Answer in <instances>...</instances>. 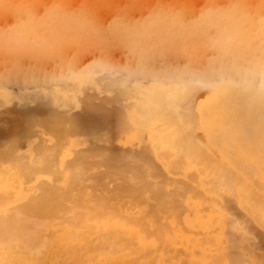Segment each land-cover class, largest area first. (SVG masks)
I'll return each mask as SVG.
<instances>
[{
    "label": "bare ground",
    "instance_id": "bare-ground-1",
    "mask_svg": "<svg viewBox=\"0 0 264 264\" xmlns=\"http://www.w3.org/2000/svg\"><path fill=\"white\" fill-rule=\"evenodd\" d=\"M123 1L129 2V0H0V126L2 125L0 141L3 139L7 143V147L4 145L6 150L2 153L5 159H0V264H264L262 258L253 255L255 236L248 228L249 224L253 223V226L258 225L264 231V0H197L201 3L192 0L195 3L193 6L203 3L202 6L197 4L195 9L189 5L192 4L191 0L189 2L188 0H142L140 3L144 2V4L141 8L146 10V15L154 19L149 26L146 24L147 21L133 22L125 26L118 19L113 20L112 16L108 17L112 18V21L106 18L109 21L107 24L101 19H96V16L107 14L115 4L124 3ZM164 1H169L165 2L169 5H165ZM173 1H177V4L170 3ZM129 5H123L120 11L117 10V15L123 14ZM67 44L77 47L80 53L93 52L95 55L91 64L84 66L82 70L76 68L74 61L79 55L76 53L68 64L59 62V55ZM115 44H129L131 48L138 50L141 58L151 61L152 69L146 72L153 79L148 87H142L144 91L139 89L141 90L139 93H142L146 100L142 95L140 98L136 96L144 100L145 107H141L150 112L148 114L150 118L153 119L151 113L156 108V113L164 115L159 120L169 123L168 127L166 124H163L165 126L160 124L161 127L169 130L167 134L169 137L165 136L171 141L165 142L166 151L163 149L159 152L157 151L159 145L156 146L155 143L159 156L164 151L170 153L167 143L172 146L171 148L174 146L181 149L189 145L186 147L187 151L184 150L178 158L192 159L194 156L192 160L195 162V159L201 156V169L195 167L199 174L195 171L194 179L191 177V181L189 180L191 183L188 181L192 187L197 183L196 187L201 190L197 195L193 194L194 190L190 189L187 181L182 183L179 181L177 184L174 182L175 177L166 178L167 175L166 173L164 175L162 168H160L162 172L156 168L165 176L163 179L164 176L161 175V180L160 174L159 179H156L154 174L152 176L156 178L151 179V174L148 178L146 174L138 173L137 171L141 173L146 171L143 169L144 166L141 169L138 167L134 169L131 166L134 173L123 174L118 166L116 167V163L119 165L122 156L123 162L120 163L124 164L123 169L127 170L124 159L131 152V148L125 149L127 152L120 151V148L118 153L116 148L115 154L110 148L107 152L101 151L104 157L110 152L113 155L109 154V158H102L99 161L96 159L95 162L99 164L88 162L90 161L88 157L91 155L89 156V152L88 156L82 152L86 146L83 149L79 148L82 149V153L80 151L78 153L76 150L78 148H74L75 151L72 149L71 153L78 154L72 153L71 157H68L71 149L69 150L67 143L64 145L62 140L66 141L65 135L69 130H77L75 132H79L80 135L82 129H88L93 136L92 142L95 143L94 137L100 130L101 124L107 126L110 123L114 129L115 125L112 124L122 122L120 120L122 117L118 119L116 116L118 109L122 108L120 102H114L112 99L122 98L124 92H120V96L115 97L103 95L105 89L114 90L112 86H116L112 77L115 73L111 66L113 64L109 62L110 57L106 53L111 49L110 46ZM181 49L187 50L188 56L194 57L197 64L182 69L171 64L170 60L176 54L182 55ZM206 50L212 52V57L203 60V64L200 60ZM41 61L49 64L39 67L38 63ZM95 68L106 70V74L102 75L103 78L101 76L97 80L94 77ZM105 77L107 82L104 81ZM59 80L61 84L59 83L58 86ZM64 81L66 84L72 83L73 92L78 93L81 89L87 91L92 88V92L85 91V95H80L82 99L84 98L82 104L79 102L81 98L78 99L79 105H82V112L78 116L73 115L74 118L70 115L72 119L60 115L47 120V117L51 116H47L48 113H45L47 117L44 114L40 116L41 118L34 117L38 113L37 109H34L37 113L29 112L25 105H21L23 108L25 106V109L20 106L22 109L18 108L21 110L10 114L6 106L5 111L4 108L2 109L4 106L1 105L11 103L14 97L6 87L9 82L18 83L24 89L31 86L36 90L34 95L43 91L36 97L46 93L44 96H48L43 98H49L48 104L52 102L51 106H53V103L59 102L57 105L60 106L65 99L64 92L71 89L69 87L66 90L68 86L63 85ZM45 84H50L51 88L48 86L50 90ZM125 84L130 85L126 82ZM125 84L123 83L122 86ZM62 85L67 86L63 87L66 91L63 90ZM86 85L87 88L83 89ZM57 86H61L62 90ZM132 86H129L131 90ZM42 87L43 89L47 87L49 91H44ZM199 87L201 89L208 87L209 91L204 99L194 102L193 92ZM37 90L41 91L38 93ZM137 91L138 89L135 92L130 91L132 93L129 95L134 96ZM22 92L20 90V94ZM30 92L25 93L27 96L30 94L34 96L33 92ZM40 97L37 99L43 101ZM60 97L64 99L60 100ZM107 98L112 102L109 108ZM22 100L26 101V98L23 97ZM66 100L62 105L64 102L67 103ZM132 102L130 107L133 105L135 110L139 109L140 104L137 103V106ZM47 103L46 106H50ZM18 108L15 107L16 110ZM183 108L189 109L193 115V108L198 111L197 124L202 134L181 138L179 127L186 128L183 126L188 122H184V119L182 121ZM138 111L137 113H140ZM59 112L57 110L56 113ZM143 119L141 121H146ZM125 121L124 124L127 123ZM35 122L38 125L42 122V127L47 124L52 128L57 147L50 145L43 157L40 152L41 157L32 156L29 150L30 157H26L25 162L20 159L26 154L21 152V155L19 151L18 154L21 156L17 154L16 157V151L12 147L20 134L25 135L29 132L31 134V131H35L36 128L31 130ZM138 124H135L137 127L134 126L135 129L142 131L138 128ZM134 127L128 128L127 131L130 129L133 132ZM48 129L50 132L51 129ZM165 129H161L162 132ZM123 131L124 129L122 133L113 131L115 133L113 135H122ZM153 131V134H156L157 129ZM75 132L70 131L71 134ZM70 133L66 139L72 136L69 135ZM83 133L84 131L81 135ZM84 134L88 135L86 131ZM153 134H149L150 138L155 137ZM35 136H38L36 132ZM40 136L37 138L39 139ZM143 136L145 137V132ZM165 136L162 135L163 138ZM33 139L32 137V141ZM84 139L83 141L87 137ZM57 141L62 142L61 145ZM83 141L82 144L85 145ZM19 143L21 146L22 143L20 141ZM96 143L93 145L97 149L96 152L98 147L105 148L103 144L99 143L98 146ZM45 148L47 147L43 150ZM86 149L90 150V145ZM198 149L204 153L200 150L198 152ZM123 151L126 153L124 159ZM209 151L213 153L212 157L207 154ZM184 152L187 155L185 157ZM132 156L128 155L131 161L128 157L127 159L130 162L133 160V163L135 157H139L136 160L143 158L139 155ZM166 156L165 158L169 157ZM52 157L57 158L56 161L52 160ZM10 158L14 162L19 161L17 164L21 162L22 169L19 166V169L11 172L12 166L4 164ZM176 159L162 163L169 169L177 171L181 169L180 173H183L185 167L182 166V162L185 160ZM139 160L136 161L139 165L143 161L144 164L149 162L145 157L143 161ZM217 160H223L231 167H236L241 174H233L231 169L229 170L231 173L226 171ZM244 160L255 162L256 172L252 169L253 173H249L252 164L246 162L247 164L241 165ZM155 164L158 165V163H147L145 167L151 169L149 166ZM101 165L106 169L100 170ZM16 170L18 172L21 170L24 179L20 178L21 174L18 175ZM151 170L149 173L153 171ZM194 170L189 171L193 173ZM168 172L174 173L172 170ZM190 172H185L184 177H187L188 173L190 175ZM109 182L113 183L109 184ZM188 186L192 192L188 190ZM142 197L153 200V203L149 201L150 205H144L135 200L134 206L120 204L121 202L125 204V199L122 198H129L132 201ZM234 210L242 211L235 213ZM160 214H164V217L161 216L164 219L162 222L158 221ZM253 226L251 225L250 229Z\"/></svg>",
    "mask_w": 264,
    "mask_h": 264
},
{
    "label": "rangeland",
    "instance_id": "rangeland-1",
    "mask_svg": "<svg viewBox=\"0 0 264 264\" xmlns=\"http://www.w3.org/2000/svg\"><path fill=\"white\" fill-rule=\"evenodd\" d=\"M142 0H129V2L127 1V2H124V3H121V2H119V3H117V4H115L114 6H113V8H111L109 11H108V13L107 14H103L102 16H101V14H99V16H96V19H98V20H103V22L104 23H108L109 21L106 19V18H108L109 16H112L113 17V20L114 19H118L119 21H121L122 23H124L125 24V26H127L129 23H133V22H140V21H144V22H146V24H147V26H149V25H151V21L152 20H154L153 19V17H151L150 15H146V10H144V9H142L141 8V6L144 4V2L143 3H140ZM195 1V0H194ZM165 2H169V1H164V4H165ZM188 2H189V0H188ZM190 2H192V4L190 3L189 5L191 6V8H193V9H195L194 7H196L197 6V4L198 3H201V2H198L197 0L195 1V3L196 2H198L195 6H193L195 3L191 0ZM140 3V4H139ZM162 3V2H161ZM170 3H172L173 5H175V4H177V1H173V2H170ZM130 4V5H129ZM163 4V3H162ZM163 4V5H164ZM120 5H121V7H120ZM123 5H125V6H127V5H129V7L127 8L126 7V13L124 12L123 14H120V15H117V10H119V9H121V8H123ZM136 5V6H135ZM139 5V6H138ZM165 5H169V4H165ZM199 6H202L203 5V3L202 4H198ZM118 7H120V8H118ZM135 7H137V8H135ZM114 8H116V9H114ZM135 10H134V9ZM140 8V9H139ZM137 10H138V13H137ZM120 11V10H119ZM118 11V12H119ZM115 14H116V17H115ZM130 14V15H129ZM107 15V17H105ZM120 18V19H119ZM110 21H112V18L110 19V18H108ZM114 45V44H113ZM118 45V46H117ZM109 46V45H108ZM107 46V47H108ZM125 46V47H124ZM73 45H69L68 46V44H67V46H65V49L63 48V50H62V52H61V54L59 55L60 57H59V62H61V63H63V64H65V63H69L70 61H72L73 59H74V57H75V53H76V55L77 54H79V55H77V58L75 59V63H74V66L76 67V68H78L79 70H82L81 68H83L84 66H88V64L90 65L91 63V60L93 59V57H94V53L93 52H79V50H77L78 48L76 47H74ZM116 47H117V49H116ZM130 49H129V48ZM110 48L111 49H108L107 50V55H109V62L110 63H112L113 65H111L112 66V70L115 72V73H113L112 74V77L114 78V82H116L114 85H116L117 87H119V88H116V86H112V88H114V90L112 89V90H106L105 89V91H104V93H103V95H109L108 97H115V96H120L119 95V93L120 92H124L123 93V95H122V98H123V96L124 97H126V98H114V99H112V101H114V102H120V105H121V107L122 108H124V107H126V108H124V115H122L123 114V110H122V108H119L118 109V111H117V113H116V116L118 117V119L119 118H121L120 120H122V122H118L117 124L115 123V124H112V126H114V129L110 126L111 124L109 123L107 126H106V124H101L100 125V127L101 128H99L100 130L99 131H97L98 130V127H99V125L97 126V128H96V136L94 137V139H95V143L98 145V146H100L99 145V143L100 144H103V146H105V148L103 147L102 149H101V147H98V151L96 152V148H94V144L95 143H93L92 142V137L93 136H91L92 135V133L90 132V131H88V129H82V132L84 131V133H85V131H86V133H88V135H86V134H82L81 135V133H80V135H79V132H75V131H77V130H74V129H72V130H69L68 131V133H70V131H71V133H72V131H73V133L75 132V134H76V136H74L75 134H69V135H72V136H70V137H68L69 139H66L67 138V135H68V133H66V135H65V140L66 141H64V139L62 140L63 141V144L64 145H66L65 143H67V145H68V148H69V150H70V154L68 155V157H71L70 155L73 153H71V151H72V149H73V151H75L74 150V148L76 149V148H84L85 146H86V148H87V146L88 145H90V150H88V149H83L84 151H82V149L80 150H78V149H76L77 151H78V153H79V151H80V153H82V152H84L87 156H88V152H89V156L90 157H88V160H90V161H88V162H94L95 164H99V162L98 163H96L95 161H96V159L99 161L100 159H102V158H105L106 159V157H108L109 158V154L111 155H113V153L115 152V149L116 148H118L117 150H116V152L118 153V150L120 149V151L121 150H124L125 152H127L125 149H132L131 150V152L129 153V154H127V156H126V159H124L125 158V155H126V153L124 152H122V154L124 155V157H123V159H124V162L126 163V168H128V169H130L129 171H128V169L126 170H124L123 168H125V167H123L124 166V164H122L121 165V163L123 162L122 161V156L120 157L121 158V160H120V162H119V165H117L118 163H116V167L118 166V169H120L121 171H122V173L123 174H125V175H130V174H132V173H134V170H131V166H133V168L135 169L136 167H138V169H141L143 166V169L144 170H146V171H144L143 169V171L144 172H139V171H137L138 173H140L141 175H145L146 177H148V178H150V176L152 177L151 179H155L156 177V179H159L158 178V176H159V174H160V172H158V170H156V168L157 169H159L160 170V168H162L161 170L163 171V173H164V175H165V173H166V178H168V176H172V177H175L176 179H175V181L174 182H176L177 184H179V181H180V183H182L183 181H187L186 183H188V185L191 187H189L188 186V190H194V192H193V194L194 195H197L198 193H199V191H201V190H199V188H197L196 187V185H197V183H194V182H192V183H194L193 184V187H192V184H189V182L191 181V179L193 178L194 179V177L193 176H195L196 175V172H197V174H199L198 173V171L196 170V168H198V169H201V166H200V164H202L201 162H202V158H201V156L199 157V159L201 158V160H199L198 159V157L195 159V162L192 160L193 158H194V156H193V158L192 159H190V158H178L179 157V154H181V153H183V151L185 150V152L187 151L186 150V147L187 146H189L186 142V144H187V146L184 148V149H181V148H179V147H174L173 146V148H171L172 146L171 145H169V143H167L166 145L168 146V151L170 152L169 154H167V152H165L166 150L164 149L165 148V142H170L171 141V139L169 138V139H167L169 136H167V134H169L168 133V131L169 130H167V129H165L163 126H165V125H163V124H166V127H168V124L169 123H167L165 120H162V119H160L159 120V118H163V116L164 115H162L161 113L160 114H158V113H156V108L154 109V111H153V113H151L152 114V117H153V119L152 118H150V115H148L149 113H148V111H146V110H143L142 109V107L144 106V103H143V99H145L146 100V97H144L143 96V94L142 93H139L141 90H145V89H142V87L143 88H145L144 86H146V87H148V85H150V83H151V81H152V79H153V77L152 76H150L149 75V73L148 72H146L148 69H152V68H150V67H152V65H151V61H149V60H146L145 58H141V56L139 55V52H138V50L136 51V49L135 48H131L130 47V45L129 44H115V46H110ZM107 49V48H106ZM113 49V50H112ZM182 50V49H181ZM77 51V52H76ZM124 51V52H123ZM134 51V52H133ZM184 51V52H183ZM193 52V51H192ZM209 52V53H208ZM182 55H179V54H176V56H174V58L172 59V60H170L171 61V64H174L175 66H177V67H179V68H183V67H187V68H190V67H193V65L195 64H197V61H195V58L194 57H191V56H188L189 54H188V51L187 50H182ZM73 54H74V56H73ZM93 54V55H92ZM81 55V56H80ZM179 55V56H178ZM73 56V57H72ZM80 56V57H79ZM115 56V57H114ZM136 56V57H135ZM209 56V57H208ZM176 57H177V59H176ZM211 57H212V52L210 51V50H206V52L204 51V53H203V56H202V58H201V63H203L204 64V62H203V60H209V59H211ZM86 58V59H85ZM194 58V59H193ZM72 59V60H71ZM113 59V60H112ZM192 59V60H191ZM66 61V62H65ZM114 62V63H113ZM188 62V63H187ZM199 62V61H198ZM42 64H44V65H42ZM45 64L46 65H48L49 63L48 62H46V61H41V62H39L38 63V66L39 67H43V66H45ZM120 65V66H119ZM127 65H128V67H127ZM173 65V66H174ZM115 66V67H114ZM133 67V68H132ZM114 68H116V69H114ZM96 69L97 68H95L94 70H93V74H94V77H96L97 78V80L99 79V78H101V76L104 74H106V70H98L97 69V71H96ZM120 69V70H119ZM84 71H85V69H83ZM116 70V71H115ZM118 70V71H117ZM131 70V71H130ZM134 70V71H133ZM125 71H126V73H125ZM86 72H87V70H86ZM105 72V73H104ZM131 72V73H130ZM133 73V74H132ZM197 75V74H196ZM104 76H102V78H103ZM104 81L105 82H107V77H105V79H104ZM134 81H135V83L137 84V82H138V84L136 85L135 83H134ZM149 81V82H148ZM57 82V81H56ZM68 82V81H67ZM125 82L126 83H129L130 85H126L125 84ZM130 82H132V83H130ZM58 83V86H59V83L61 84V82H60V80L57 82ZM125 84V85H123L122 86V84ZM64 84H66V82L64 81V83H63V85ZM69 84H70V82H68V84H66L65 86L67 87H64L63 85H62V88L64 87V88H66V90L67 89H69V87L71 88V89H69L67 92H64L65 93V96H64V98L65 99H67L66 101H67V103L65 104V102H64V105H62L63 103V101L65 100L64 98V100L60 97V100L62 99L63 101L60 103V106L59 105H57L58 103H53V106H51V104H52V102L50 103V104H48L47 102H50L49 101V98H43V96L46 94V93H44L43 94V96H41L42 98H43V101L42 100H38L39 99V97L40 96H38V97H36L37 95H39L40 93L42 94L43 93V91H39V90H37L38 91V93L39 94H37V95H34L35 94V89L34 88H31V86L30 87H28V88H26V89H24L20 84H18V83H15V82H9V83H7V85H6V87L9 89L8 90V92H12L11 94L14 96L13 97V99H12V101H11V103H6V104H2L1 106H4V107H2V109H3V111H5L7 108H8V114H10V112L12 113V112H17V111H19V110H21L22 108H23V106H21V105H25L26 106V109H28V111L29 112H36V111H38V113L37 114H35V116L34 117H38V118H41L40 116H43V114L45 115V113H48V114H46L47 116H49V115H51V116H49V117H47L46 115V117H47V120H50V119H52V118H54V117H58V116H60V115H62L61 117H66V119L68 118V119H70L71 118V116L73 117V115H76L77 114V116L79 115V114H81V109H82V105L80 106L79 105V102L82 104V100L84 99H82L81 98V96H82V94L83 95H85L86 94V92L87 93H89V92H92V88L90 87H88L89 89H87V91L86 90H80V92H73L74 91V87H73V85H72V83L70 84V86H69ZM144 84V85H143ZM46 85V84H45ZM44 85V86H45ZM119 85V86H118ZM131 85H133L132 86V90H131V87L129 88V86H131ZM135 85L137 86V87H135ZM43 86V87H44ZM47 87L49 86L50 88H51V86H50V84L48 85H46ZM57 86V87H58ZM87 86L88 85H86V86H82L83 87V89H86L87 88ZM90 86V85H89ZM20 87H22V89L20 88ZM43 87H42V89H43ZM47 87L46 88H44L43 90L44 91H49L50 89H49V87H48V89H47ZM61 87V86H60ZM60 87H58L59 89H61L62 90V88H60ZM86 87V88H85ZM139 87H141V88H139ZM63 88V90H65ZM126 88V89H125ZM200 88V87H199ZM199 88H196V90H194V92H196L197 94H195L194 92H193V99H192V101H194V102H196V101H198V100H201V99H204V96H206L207 94H208V91H209V88L208 87H205V89H204V87H202V89L200 90ZM16 89H18L17 91H16ZM46 89V90H45ZM73 89V91H71ZM130 89V90H129ZM133 89H135V90H137L138 89V91H137V93L132 97V96H130L129 94H131L132 92H135V90L133 91ZM139 89H141L140 91H139ZM197 89L199 90L198 92H197ZM20 90L21 91H23L21 94H20ZM30 90H31V92H30ZM65 90V91H66ZM93 90H95V89H93ZM70 91V92H69ZM86 91V92H85ZM130 91H132V92H130ZM19 92V93H18ZM27 92H30V93H32L34 96H32L31 94H30V96H27V94L26 93ZM73 92V93H72ZM82 92V93H81ZM94 93H96V90L95 91H93ZM126 92V93H125ZM127 92H129L128 94H127ZM139 93V94H138ZM23 94V96H21ZM121 94V93H120ZM125 94H127V95H125ZM134 94V93H133ZM25 95H26V97H25ZM73 95V96H72ZM74 95H77V97H79L80 95V97L79 98H77L76 96H74ZM136 95H138V97L140 98V96L142 95V97H143V99H142V97H141V100L136 96ZM46 96H48V95H46ZM46 96H44V97H46ZM23 97L24 98H26V101H24V100H22L23 99ZM35 98L36 99V102H34V100L33 99H31V98ZM40 97V99H42ZM85 97V96H84ZM127 97H128V99H127ZM196 99H195V98ZM38 98V99H37ZM81 98V99H80ZM134 98V99H133ZM29 99H31V101L29 100ZM46 99V100H45ZM78 99H80L81 101H79L78 102ZM139 99V100H138ZM48 100V101H47ZM69 100H70V102H69ZM95 100H97V99H95ZM111 100V99H110ZM122 100H125V101H122ZM130 102V103H128V101ZM137 100V101H136ZM106 101H107V106H108V108L111 106V104H112V102H109L108 101V98L106 99ZM135 102V104L137 105V103L138 104H140V106H138V108L139 109H136L137 111L138 110H140V108L142 109V111H138V112H140V113H137V111L134 109V106L132 105V107H130L131 106V102ZM139 101V102H138ZM41 102H44L43 104L41 103ZM75 102H77V104H78V106H77V104L75 103ZM121 102H123L122 104H121ZM133 102H132V104H133ZM140 102H142V103H140ZM46 103L48 104V105H50V106H46ZM72 103V104H71ZM45 104V105H44ZM57 106H56V105ZM71 104V105H70ZM76 104V105H75ZM124 104H126V105H128L129 107H127L126 105H124ZM34 105H36V107H34ZM74 105V106H73ZM123 105H124V107H123ZM135 105V107L137 108V106ZM155 105V104H154ZM7 108H6V107ZM22 108H21V107ZM25 106H24V108L23 109H25ZM142 106V107H141ZM15 107L16 108H18V107H20L21 109H15ZM31 107V108H30ZM38 107H40V108H38ZM44 107V108H43ZM145 107V106H144ZM6 108V109H5ZM33 108V110H31ZM49 109L48 111L47 110H44V109ZM60 108V109H59ZM1 109V108H0ZM34 109L36 110V111H34ZM10 110V111H9ZM52 110H54V111H52ZM56 110V111H55ZM57 110H58V112H59V110H60V112L59 113H56L57 112ZM121 110V113H119V111ZM186 110V109H185ZM184 110V108L181 110L182 112V115H183V117H182V115H181V118H182V121H183V119L185 120L184 122H187V123H189V124H187V123H184V124H186V126H183V127H186V128H183V129H180V127H179V132H180V135L182 136H180L181 138H184L185 136H189L190 137V135H199L200 133L202 134V132H201V130L198 128V120H199V114H198V111L196 110V109H192V112L194 113V115L193 114H191V111H189V109L188 110H186L185 111ZM196 110V111H195ZM2 111V110H1ZM44 111H46V112H44ZM51 111V112H50ZM40 112V113H39ZM42 112V113H41ZM49 112L51 113V114H49ZM65 112H67V113H65ZM158 112V111H157ZM33 113V114H34ZM53 113V114H52ZM54 113H56L55 114V116H54ZM42 114V115H41ZM130 114V115H129ZM138 114H139V116H138ZM165 114H167V113H165ZM4 115H6V114H4ZM36 115H38V116H36ZM53 115V116H52ZM63 115H65V116H63ZM66 115H68V116H66ZM71 115V116H70ZM143 115V116H142ZM186 115V117H184ZM190 115H192L191 117H190ZM196 115V116H195ZM44 116V117H45ZM121 116V117H120ZM126 118H125V117ZM160 116H162V117H160ZM195 116V117H194ZM136 117V118H135ZM157 119H156V118ZM60 118V117H59ZM74 118V117H73ZM135 118V119H134ZM144 118V119H143ZM187 118V119H186ZM197 120H196V119ZM62 120H63V118H61ZM65 119V120H66ZM72 119V118H71ZM123 119H124V121H125V123L126 124H124L123 122ZM145 120L146 119V121H141V120ZM148 119V120H147ZM150 119V120H149ZM165 119V118H164ZM188 119H191V120H188ZM192 119H193V121H192ZM119 120V121H120ZM135 120V121H134ZM139 121L140 122V124L141 123H143V124H141L142 125V127H144L145 129L147 128V130H144V128H142L141 126H140V124H138L139 122H137L136 123V121ZM166 120H168V119H166ZM195 120H196V122H195ZM189 121H191V122H189ZM145 122H146V124H145ZM161 122V123H160ZM163 122H166V123H163ZM193 122V123H192ZM42 122H40L39 123V125L41 124ZM119 123H122V125L121 124H119ZM151 123V124H150ZM191 123V124H190ZM2 124V123H1ZM43 124V123H42ZM42 124L39 126L38 125V123L37 122H35L34 123V125L32 126L33 128L31 129V130H33V129H40L39 131L40 132H38V130L36 131V129H35V131L33 130V132L31 131V134H30V132L28 133V134H20L19 135V137H18V139H17V141L15 142V144H14V146L12 147L15 151H16V157H18V152L22 155V153L23 154H26V155H22V158L21 157H19V159L20 160H25V162L27 161V158H29L30 157V153L32 154V156H35V155H38V157L40 156L39 155V152H40V154H42V157H43V155L44 154H46L45 153V150L46 149H48V147L50 148V145L53 147H57V145H56V143H54V142H56L55 140H54V136H55V134L53 135V133H52V128L51 127H49V126H47V124H45V125H43V127H42ZM68 124V123H67ZM130 124H131V127H129L130 126ZM138 124V128H141V130L142 131H140V129H139V131H138V129L136 130L135 129V127H136V125ZM153 124H155V125H153ZM160 124L161 125H163L162 127L160 126ZM193 124H195V125H193ZM197 124V125H196ZM4 125V124H3ZM37 125H38V128H37ZM120 125V126H119ZM124 125V126H123ZM126 125H128L127 127L128 128H132V127H134L133 128V132L129 129L128 131H129V133H128V131H127V129L128 128H126ZM153 125V126H152ZM183 125V124H182ZM190 125H192V126H190ZM2 126V125H1ZM0 126V127H1ZM5 126V125H4ZM36 126V127H35ZM44 126H47V127H45L44 128ZM109 126V127H108ZM123 126V127H122ZM147 126V127H146ZM108 129H107V128ZM116 127V128H115ZM122 127V128H121ZM125 127V128H124ZM149 127V128H148ZM157 127H159V128H157ZM160 127H161V129H165L164 130V132H162V130L160 129ZM189 127V128H188ZM192 129H191V128ZM2 128V127H1ZM48 128H50L51 130H50V132H49V129ZM110 128H112L111 130H110ZM137 128V127H136ZM157 129V131H155V133L156 134H153L154 133V129ZM181 128H182V126H181ZM42 129L44 130V131H42ZM46 129H48V130H46ZM119 129V130H118ZM124 129V131H123V134L121 135V134H117V135H113V133L114 132H116V133H118L119 131H121L120 133H122V130ZM125 129H126V131H125ZM151 129V130H150ZM159 129V130H158ZM185 129V130H184ZM117 130V131H116ZM135 130V131H134ZM161 130V132H159ZM166 130H167V133H166ZM114 131V132H113ZM131 131V132H130ZM138 131V132H137ZM145 132V137L143 136L144 135V132ZM151 131H152V133H151ZM184 131V132H183ZM193 131V132H192ZM35 132H36V135H38L37 137H39L40 135V138L38 139L36 136H35ZM51 134H49V133ZM109 132H112L111 134L109 133ZM126 132V133H125ZM136 132H137V135H135L136 134ZM142 132V134H140ZM131 133V134H130ZM40 134V135H39ZM46 134V135H45ZM108 134V135H107ZM115 134V133H114ZM138 134H140L139 135V137H138ZM149 134H153V135H155V139L152 137V138H150V136H149ZM50 135V136H49ZM83 135H85V136H83ZM90 135V136H89ZM97 135H98V137H97ZM124 135V136H123ZM160 135V136H159ZM162 135L163 136H167V138H166V136H165V138H163L162 137ZM26 136H28V137H26ZM29 136H32L34 139H33V141H32V137H29ZM141 136V137H140ZM22 137V138H21ZM52 137V138H51ZM76 137V138H75ZM84 137H85V139H86V137H87V141L84 139ZM106 139H105V138ZM125 137V138H124ZM162 137V138H161ZM192 137V136H191ZM195 137V136H194ZM28 140H27V139ZM30 138V139H29ZM56 138V137H55ZM98 138V139H97ZM108 138V139H107ZM142 139V143L140 142V140ZM37 139V140H36ZM83 139L86 141H83ZM90 141H89V140ZM97 139V140H96ZM99 139H101V140H99ZM118 139V140H117ZM120 139V140H119ZM139 139V140H138ZM157 139H158V141H157ZM185 139V138H184ZM35 140H36V142H35ZM39 140V141H38ZM53 140V141H52ZM61 140V139H60ZM81 140V141H80ZM182 140V139H181ZM1 141H3V142H1ZM1 141H0V150H1V152H0V159H5L4 157H3V155H2V153L6 150L5 149V146L7 147V143L6 142H4V140L3 139H1ZM19 141L22 143L21 144V146L19 145L20 143H19ZM32 141V142H31ZM69 143H68V142ZM82 141H83V143H85V145L84 144H82ZM94 141V140H93ZM128 141V142H127ZM131 141H133V142H131ZM150 141V142H149ZM35 142V143H34ZM50 142V143H49ZM59 141H57V143H58ZM80 142V143H79ZM89 144H88V143ZM103 142V143H102ZM120 142H121V144H120ZM127 142V144H125ZM26 143V144H25ZM43 143H45V146H43ZM47 143V144H46ZM60 143V142H59ZM58 143V144H59ZM62 143V142H61ZM61 143H60V145H61ZM141 143V144H140ZM155 143H156V146L157 145H159L158 146V149H157V151L159 152V150H165L164 151V153H165V155H164V153H161V156H159L158 155V153H157V151H156V146H155ZM180 143V142H179ZM183 143V142H182ZM181 143V144H182ZM19 146H18V145ZM37 144V145H36ZM49 144V145H48ZM105 144V145H104ZM180 144V145H181ZM191 144V143H190ZM5 145V146H4ZM29 145V146H28ZM31 145H33V146H31ZM35 145H36V148H34L35 147ZM40 145H42V146H40ZM80 145V146H79ZM120 145V146H119ZM140 145V146H139ZM18 146V147H17ZM59 146V145H58ZM171 146V147H170ZM15 147H17V148H15ZM26 147V148H25ZM34 148V150L33 149H31V148ZM41 147V148H40ZM44 147H47V148H45L44 150H43V148ZM51 147V148H52ZM96 147V146H95ZM107 147V148H106ZM154 147H155V149H154ZM170 147V148H169ZM181 147H183V146H181ZM25 148V149H24ZM30 148V149H29ZM94 148V149H93ZM108 148H110V151L112 150V152H110L109 154L108 153H105V155L106 154H108V155H106L105 157H104V154H102L101 153V151H104V150H106V152L107 151H109V149ZM114 150H113V149ZM140 148V149H139ZM101 149V150H100ZM108 149V150H107ZM180 149H181V151H180ZM189 149V148H188ZM30 150V153L28 152ZM32 150L34 151V152H32ZM35 150H38V151H35ZM85 150H87V152L85 151ZM199 150L200 149H198L197 151L199 152ZM202 150H203V148H202ZM204 150H206V149H204ZM43 151V152H42ZM82 151V152H81ZM100 151V152H99ZM156 151V152H155ZM201 151V150H200ZM22 152V153H21ZM128 152H129V150H128ZM133 152V153H132ZM139 154H138V153ZM161 152H163V151H161ZM173 154H172V153ZM184 152V153H185ZM201 152H203V151H201ZM207 152V151H206ZM205 152V153H206ZM38 153V154H37ZM77 153V154H78ZM101 153V156H99V154ZM155 153H157V155L155 154ZM178 154V156H177V154ZM204 153V152H203ZM18 154V155H17ZM73 154H75V155H77L75 152L73 153ZM115 154V153H114ZM121 154V153H120ZM120 154H116V156L117 155H119L120 156ZM141 154V155H140ZM164 155V157H163V155ZM209 156H213V153H211L210 151L207 153ZM21 155H19V156H21ZM102 155H103V157H102ZM111 155V156H112ZM128 155H129V157L130 156H132V157H135V156H137V155H139V156H141V158L142 159H140V160H142L143 161V159H144V157H145V159H147V161H149V162H147L148 164H154V163H158V165H159V167H158V165L157 164H155V165H151V166H153V167H151V166H149L153 171H157V173H155V172H153L151 169H147L148 167H145V165L147 166V163L146 164H144L143 162H142V164L140 163V165L138 164L139 162H136V161H138V160H136V158H139V157H135L134 158V163H133V160H132V162H130L131 161V159L128 157ZM135 155V156H134ZM169 156V157H167V156ZM182 155V154H181ZM180 155V156H181ZM200 155H201V153H200ZM203 155L204 154H202V157H203ZM208 155H207V157H208ZM53 157H56V156H54V155H52ZM74 155H72V157H73ZM165 156L167 157V158H165ZM173 156H174V158L176 159V160H181V161H183L182 159H184L185 161L184 162H182V166H184L185 168L182 170V172L183 173H180L181 172V169H178V171H179V174H177V170H175V169H169V168H167L166 167V165L164 164V163H162V162H165V161H167V160H172V161H175V159L173 158ZM184 157L185 156H187L186 155V153L183 155ZM196 156V155H195ZM3 157V158H2ZM25 157V158H24ZM27 157V158H26ZM41 157V156H40ZM52 157V160L54 159L55 161H56V159L55 158H53ZM127 157L130 159V161L127 159ZM131 157V158H132ZM18 159V158H17ZM18 159V160H19ZM128 160V161H127ZM139 160V161H140ZM187 160V161H186ZM192 160V161H191ZM196 160H197V162L199 163H197L196 162ZM7 161L8 162H4V164L5 165H7V164H9V166H12V168H11V172H13L15 169H19L21 166H20V163L19 164H17V162H19V161H17V162H14L11 158L10 159H7ZM150 161H153V162H150ZM218 162H220L219 164H221V165H223V166H225L226 168H229L228 170L226 169V168H224L223 166H222V168L223 169H225L226 171H229L230 169L231 170H233V174H241V171L240 170H238L236 167H231V165L229 164L228 165V163L227 162H225V161H223V160H217ZM23 162V161H22ZM24 162V163H25ZM130 162V163H129ZM141 162V161H140ZM223 162H225V163H223ZM249 164L250 163V165L252 166V167H249L250 168V172H249V170L247 171V172H249V173H251L252 171V169L253 170H255L254 172H256V164H255V162H253V161H248V160H244V162H242V164L241 165H243V163H245V164H247V163ZM94 163H92V164H94ZM195 163H197V165L195 164ZM223 163V164H222ZM22 164V163H21ZM137 164H138V166H137ZM144 164V165H143ZM163 164H164V166H163ZM18 165V166H17ZM23 165V164H22ZM89 165H91V164H89ZM128 165V166H127ZM253 165H254V167L255 168H253ZM20 166V167H19ZM130 166V167H129ZM161 166V167H160ZM181 166V167H182ZM190 166H191V168H190ZM245 166V165H244ZM19 167V168H18ZM102 167V165L99 167V169L100 170H104V169H106V167H104V165H103V167ZM196 167V168H195ZM200 167V168H199ZM132 168V169H133ZM183 168V167H182ZM188 170H187V169ZM246 169L248 168V166H246L245 167ZM20 169H22V167L20 168ZM98 169V170H99ZM137 169V170H138ZM195 169V170H194ZM13 170V171H12ZM149 170H151L152 172L151 173H149ZM160 170V171H161ZM170 171V170H172V172H174V173H172L171 174V172H168V171ZM189 170H194L193 171V173H191ZM132 171V172H131ZM161 171V172H162ZM196 171V172H195ZM21 172V170H19V172H18V170H16V173L19 175V173ZM136 172V171H135ZM175 172H176V174H175ZM187 172H190V175H189V173L187 174V177H184V175L186 176V173ZM195 172V173H194ZM225 172V171H224ZM230 173H231V171H229ZM163 173H161L160 174V176L162 175V176H164L163 175ZM228 173V172H227ZM253 173V172H252ZM21 174V176H20V178H23V173H20ZM148 174V175H147ZM151 174V175H150ZM156 175V177H153L154 175ZM182 176H181V175ZM141 175H139V176H141ZM150 175V176H149ZM153 175V176H152ZM162 176L160 177V180H161V178H162ZM176 176H178V177H176ZM188 177H189V179H188ZM192 177V178H191ZM165 178V176L163 177V179ZM24 179V178H23ZM110 179H112V178H110ZM109 179V180H110ZM180 179H182V180H180ZM190 180V181H189ZM111 181V180H110ZM115 181H117V180H115ZM118 181H119V179H118ZM117 181V182H118ZM189 181V182H188ZM114 182V181H113ZM113 182H109V184L110 183H113ZM175 183V184H176ZM191 183V182H190ZM196 184V185H195ZM25 185V184H24ZM112 185V184H111ZM171 187V186H170ZM190 188V189H189ZM193 188V189H192ZM190 190V191H191ZM196 190L198 191V192H196ZM188 192L189 193V195L191 194V192ZM188 193H187V195H188ZM124 195H126V194H124ZM191 196H193V195H191ZM142 198H144V197H142ZM142 198H140V199H133L132 201L129 199V198H122L123 200L125 199V200H127V201H129V202H127L126 203V201L124 200V202H125V204H122L123 202H119L122 206H125L126 204H127V206L129 205V204H132V205H130V206H134L135 204H136V202H138V201H140V204H142V203H144V205H150L151 203H153V200H149L148 198L147 199H145V200H143L144 202H142ZM136 200V202L134 203L133 201H135ZM120 201H122V200H120ZM132 203H131V202ZM149 201L151 202V203H149ZM139 203H137V205H138ZM144 205H142V206H144ZM236 210H234V212H235ZM239 212L240 211H242V210H238ZM238 211H236L235 213H237ZM243 212H241V214H242ZM240 214V213H239ZM164 214H160V217H159V222H162V221H164V219L163 218H161V216L162 217H164L163 216ZM190 216H192V214L190 213ZM241 216H243V215H241ZM161 218V219H160ZM253 226V223H251V224H249V230H250V233H252V234H254L253 236H255V240L253 241V243H255V244H253L254 246V248L252 247V251H253V255H255L257 258H262L263 260H264V231H263V229L260 227V226H258V225H256L257 226V228H256V226H255V224H254V226L253 227H251L252 229H250V226ZM261 229H260V228ZM263 233V234H262ZM251 246H252V244H251ZM250 246V247H251ZM256 246V247H255ZM249 249H251V248H249ZM257 251V252H256Z\"/></svg>",
    "mask_w": 264,
    "mask_h": 264
}]
</instances>
